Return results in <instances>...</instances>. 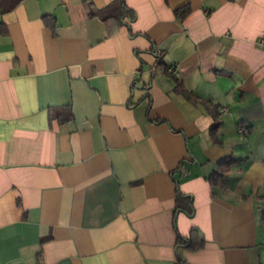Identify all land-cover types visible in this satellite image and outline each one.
I'll return each mask as SVG.
<instances>
[{
    "label": "crops",
    "instance_id": "0c3cea01",
    "mask_svg": "<svg viewBox=\"0 0 264 264\" xmlns=\"http://www.w3.org/2000/svg\"><path fill=\"white\" fill-rule=\"evenodd\" d=\"M111 1L0 6V264H264V0Z\"/></svg>",
    "mask_w": 264,
    "mask_h": 264
},
{
    "label": "trees",
    "instance_id": "16d2710c",
    "mask_svg": "<svg viewBox=\"0 0 264 264\" xmlns=\"http://www.w3.org/2000/svg\"><path fill=\"white\" fill-rule=\"evenodd\" d=\"M22 0H0L1 13H7L13 10ZM174 16L178 22H183L191 13L190 5L185 4L181 7H178L173 11ZM88 15L91 18H97L101 22L107 24L110 22H115L117 26L126 25L124 20L128 19V21L132 22L135 20V13L128 9L125 5L124 0H112L105 8L96 9L93 5L89 7ZM42 21L48 29L55 32L56 21L53 16H43ZM112 33V31H110ZM70 106L63 107L61 110L55 113V118L57 119L59 124H63L65 122L70 121L73 118V114L71 112ZM216 130V125H212L210 129V133L214 134ZM234 161L231 158L222 160L218 162V170L213 172L211 176L207 178V181L211 187L220 186L223 187V177L228 172L230 167L233 165ZM48 239L42 240L41 242H45ZM204 241H191L187 238H183L180 235H177L176 238V248L188 250V251H198L202 249L204 246ZM182 258L180 255L177 257V264L181 262Z\"/></svg>",
    "mask_w": 264,
    "mask_h": 264
},
{
    "label": "built area",
    "instance_id": "2783aa9c",
    "mask_svg": "<svg viewBox=\"0 0 264 264\" xmlns=\"http://www.w3.org/2000/svg\"><path fill=\"white\" fill-rule=\"evenodd\" d=\"M259 41H260L261 44H264V38H261ZM226 113H227L226 108H221V109L219 110V114H220V115H224V114H226ZM238 132H239L240 134L246 136V135H248L249 129L247 128L246 125L240 124V125H238Z\"/></svg>",
    "mask_w": 264,
    "mask_h": 264
}]
</instances>
